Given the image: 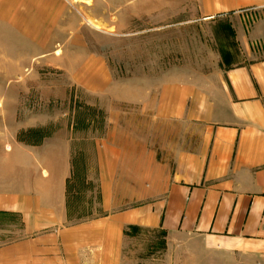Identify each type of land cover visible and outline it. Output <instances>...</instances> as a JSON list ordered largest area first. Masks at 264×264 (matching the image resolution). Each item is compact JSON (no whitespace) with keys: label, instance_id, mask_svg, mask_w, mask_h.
<instances>
[{"label":"crops","instance_id":"crops-1","mask_svg":"<svg viewBox=\"0 0 264 264\" xmlns=\"http://www.w3.org/2000/svg\"><path fill=\"white\" fill-rule=\"evenodd\" d=\"M67 11L65 0H0V17L23 28H57ZM214 78L167 83L144 101L133 149L109 145L118 175L136 177L130 198L126 179L118 197L109 180L99 200L83 194L68 146L6 153L0 264H139L142 241L156 254L160 239L165 264H264V59Z\"/></svg>","mask_w":264,"mask_h":264},{"label":"rangeland","instance_id":"rangeland-1","mask_svg":"<svg viewBox=\"0 0 264 264\" xmlns=\"http://www.w3.org/2000/svg\"><path fill=\"white\" fill-rule=\"evenodd\" d=\"M65 3L57 28L17 27L0 17V164L6 153L68 146L79 189L89 186L96 201L106 180L112 197L123 179V195L135 194L129 182L136 177L122 179L107 148L118 152L119 142L131 140L133 149L136 122L144 131V101L167 83L211 79L264 59V0L236 7L228 0ZM218 3L223 8L213 11ZM5 224L0 218V247ZM141 244L134 260L165 264L161 239L156 254L150 241Z\"/></svg>","mask_w":264,"mask_h":264}]
</instances>
